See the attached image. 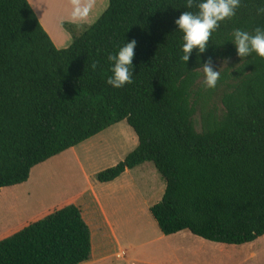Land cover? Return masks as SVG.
Masks as SVG:
<instances>
[{"label": "trees", "instance_id": "obj_1", "mask_svg": "<svg viewBox=\"0 0 264 264\" xmlns=\"http://www.w3.org/2000/svg\"><path fill=\"white\" fill-rule=\"evenodd\" d=\"M186 0H108L100 17L57 49L27 0H0V190L31 170L122 122L137 146L98 172L107 184L151 163L165 189L149 209L160 233L181 231L242 246L264 236V58L237 55L233 29L264 28L261 0H241L205 51L182 61L175 20ZM135 40L133 83L107 85L108 55ZM233 64L219 106L198 87L200 70ZM95 65V67H93ZM199 113L200 128L194 117ZM91 236L68 205L0 240V264H83Z\"/></svg>", "mask_w": 264, "mask_h": 264}, {"label": "crops", "instance_id": "obj_2", "mask_svg": "<svg viewBox=\"0 0 264 264\" xmlns=\"http://www.w3.org/2000/svg\"><path fill=\"white\" fill-rule=\"evenodd\" d=\"M27 2L57 49L67 48L72 42L67 26L75 31L76 27L93 24L108 5V0H95L87 20L72 22L71 0ZM136 146L137 138L132 129L119 123L39 165V178L45 177L51 166L57 167L58 171L54 173L67 188L57 202L38 212H26L31 197L26 184L30 182L34 168L26 183L1 189L0 240L55 210L74 205L80 209L91 236V255L83 264H215L216 254L232 258V252L237 251L229 247L233 245L205 241L188 231L164 236L159 229H154L149 209L161 200L165 184L157 176L150 181L144 178L139 183L132 179L133 174L147 163L127 170L113 182L101 184L96 181L98 172L122 161ZM60 170L64 173L60 174ZM141 170L154 172L152 167ZM76 174L83 176L82 184L75 182ZM6 214L8 218L3 220ZM142 224L149 225L152 233L146 228L141 229ZM207 254L210 257H206ZM254 256L253 252L248 255L251 259Z\"/></svg>", "mask_w": 264, "mask_h": 264}, {"label": "clouds", "instance_id": "obj_3", "mask_svg": "<svg viewBox=\"0 0 264 264\" xmlns=\"http://www.w3.org/2000/svg\"><path fill=\"white\" fill-rule=\"evenodd\" d=\"M195 0H186L185 7L192 9ZM264 4V0H261ZM95 0H71L70 19L72 22L85 21L92 13ZM241 6V0H199L198 10L184 11L175 24L183 33L182 61L189 60L193 49L200 53L205 51L210 36L221 22L236 15ZM257 14H264V7L257 9ZM40 21V20H39ZM235 46L239 57H246L252 53L264 58V28L257 26L254 34L236 28L233 29ZM135 40L120 46L115 54L108 55L110 72L106 79L107 85L120 89L126 84L133 83L132 60L134 57ZM95 67V65H93ZM204 84L208 89H214L220 80L221 73L208 65L203 68Z\"/></svg>", "mask_w": 264, "mask_h": 264}, {"label": "rangeland", "instance_id": "obj_4", "mask_svg": "<svg viewBox=\"0 0 264 264\" xmlns=\"http://www.w3.org/2000/svg\"><path fill=\"white\" fill-rule=\"evenodd\" d=\"M102 4L100 5V7ZM99 7V8H100ZM98 14V13H96ZM96 16V15H95ZM94 18V17H93ZM89 25H82L79 27L75 28V31L77 34L85 31ZM231 64L230 61H218L215 62L210 66L213 68V70L219 71L221 73L220 80L217 83V86L214 89H208L205 84H204V75H203V69L200 70V79L198 81V87L200 91L206 95L211 93V103L217 104L219 106V97L221 94V91L223 90L222 84L223 81L225 80V76L229 75L231 70ZM194 124L196 126V129L199 131L200 128V122H199V113H196L194 117ZM122 125L127 127L126 122H122ZM121 138V135H117V137ZM53 163V162H52ZM148 165V166H146ZM38 166L34 167V171L31 172V178L30 182L26 184L27 188L29 189V193H31L30 201L28 204V207L26 209L27 211H32V212H38V210H42L44 206H47L50 203L57 202L59 195L63 194L65 189L67 188L65 186V183L61 182V180L58 178L57 175L54 173H57V167H50L48 170L49 172L46 173L45 177L39 178V171H38ZM149 167H153L151 163H147L143 166V168H139L133 176L132 179L135 183H139L140 181L142 182L144 178H147L150 180H154L153 176H157L159 180L162 181L161 176L156 172V170H152L154 172H149L148 170L142 171L141 169H149ZM61 171V170H60ZM143 172V173H142ZM60 174H63V170L59 172ZM62 176V175H61ZM66 176V175H65ZM83 176H79L76 174V178L74 179L77 184H82L83 179H81ZM30 183V184H29ZM154 184H157V182L154 181ZM69 190V188H68ZM23 208V207H22ZM25 210V209H24ZM40 212V211H39ZM8 218V214H6V217L3 216V220ZM11 218V217H9ZM154 229L156 231L158 230L156 223L152 218H150ZM146 228L148 230V233H152L151 227L149 225L146 227V224L141 225V229ZM125 245V244H124ZM232 249H237L232 252V258H227L224 255L221 254H216L214 257V261H216L215 264H264V236L260 237L256 241L250 243V244H245L244 246H229ZM237 252V253H235ZM253 252L254 253V258L251 259L248 257L249 253ZM206 257H210V255H205Z\"/></svg>", "mask_w": 264, "mask_h": 264}]
</instances>
